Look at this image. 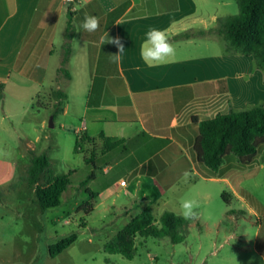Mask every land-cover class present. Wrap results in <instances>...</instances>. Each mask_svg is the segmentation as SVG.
Here are the masks:
<instances>
[{
  "label": "crops",
  "instance_id": "0c3cea01",
  "mask_svg": "<svg viewBox=\"0 0 264 264\" xmlns=\"http://www.w3.org/2000/svg\"><path fill=\"white\" fill-rule=\"evenodd\" d=\"M225 6L221 0H80L78 11L70 10L91 66L96 62L94 72L91 67L93 78L81 128L84 135L96 139L103 164L97 169L102 174L124 164L123 173L111 176L103 186L128 195L138 205V213L158 204L186 171L206 173L192 152L197 132L192 117L203 121L230 108L264 105V74L253 66L250 56L225 54L222 36L213 31L216 20L228 16ZM68 8L63 0H0L2 91L10 84L17 90L38 89L49 81L52 89L65 93L55 79ZM86 15L99 18L97 31L81 28ZM150 27L167 30L176 50L171 62L149 67L141 59L140 46ZM182 33L185 36L175 38ZM207 34L219 35L220 51L199 43L197 37ZM108 38H119L124 44L119 62L111 56L119 54L118 48ZM64 81L70 82L71 76ZM65 103L63 115L67 114ZM102 134L115 141V147L104 148L99 140ZM121 180L125 185L119 186ZM259 244L256 251L264 253V241ZM260 256L264 259V254Z\"/></svg>",
  "mask_w": 264,
  "mask_h": 264
},
{
  "label": "rangeland",
  "instance_id": "374dc122",
  "mask_svg": "<svg viewBox=\"0 0 264 264\" xmlns=\"http://www.w3.org/2000/svg\"><path fill=\"white\" fill-rule=\"evenodd\" d=\"M221 1L227 4L225 14H237L234 0ZM74 34L66 65L71 81H64L61 75L55 79L67 94L66 115L58 112L53 116L49 92L54 85L49 81L38 89L17 90L10 84L1 90L6 100L0 101V264H264L260 256L264 253L256 251L260 241H264V145L248 166H240L229 156L215 172L207 168L204 175L187 171L192 173L191 178L185 182L180 177L151 207L155 218L165 211L182 216L181 200L199 202L198 218L188 219V233L183 242L172 244L167 237H137L134 240L137 252L130 260L104 252V244L137 215L139 207L111 185L103 186L111 176L123 173L124 164L110 163L113 169L102 174L97 169L102 164L99 147L80 141L77 152L74 151L76 139L84 134L80 122L85 117L84 102L92 84L91 67L93 72L96 67V62L91 66L88 48L77 29ZM197 38L199 43H208L214 52L222 49L217 34ZM95 50L98 54L99 47ZM56 61L53 59L52 65ZM39 153L48 156L54 176L69 174L70 180L60 196V205L45 211L35 203L34 187L27 184L11 187L25 175L32 155ZM91 172L95 173V181L82 186L80 181ZM47 176H41L39 183ZM87 190L101 195L92 202ZM223 192L229 195L228 203L222 199ZM148 196L152 198L155 194L148 192ZM85 205L93 206L88 215L82 211ZM73 233L76 240L51 258L48 247Z\"/></svg>",
  "mask_w": 264,
  "mask_h": 264
},
{
  "label": "trees",
  "instance_id": "16d2710c",
  "mask_svg": "<svg viewBox=\"0 0 264 264\" xmlns=\"http://www.w3.org/2000/svg\"><path fill=\"white\" fill-rule=\"evenodd\" d=\"M237 6L236 15L219 17L213 31L222 36L224 41V53L229 55L250 56L253 66L264 72V0H234ZM68 20L64 32V40L61 45V60L57 73L64 79L70 75L66 69L71 53V40L74 37V28L71 12L68 9ZM186 33L177 35L185 36ZM0 85V101L3 99ZM49 97L52 101L53 116L62 111L67 95L59 89H51ZM38 106L40 102H38ZM193 124L197 125V132L192 143V152L198 164L211 170L217 171L225 161L226 157L232 158L240 166H248L257 157L259 148L264 145V105H251L244 110L230 108L226 114H216L213 118L198 121L191 118ZM103 147L110 149L115 147L116 142L100 135ZM86 141L94 146L96 139L81 135L76 139L74 151L78 150V142ZM94 158V151L92 150ZM96 169L92 159L89 160ZM48 175L39 183L41 176ZM94 172L80 181L84 186L87 181L94 179ZM27 184L34 187L35 203L41 211L60 205V196L66 191L70 184L69 174L54 176L49 168V159L45 153L33 154L25 175L11 187ZM91 201H95L97 193L87 190ZM229 195L222 193V199L228 203ZM83 214L88 215L93 211L92 205L82 208ZM189 220L172 212H163L158 218L152 214L150 207L143 208L136 216L110 240L103 250L107 254H119L125 259H132L137 252L135 238L162 239L169 238L172 244L181 243L188 233ZM77 238L75 233L52 244L48 247L51 258L56 257L68 248Z\"/></svg>",
  "mask_w": 264,
  "mask_h": 264
},
{
  "label": "clouds",
  "instance_id": "9594fccd",
  "mask_svg": "<svg viewBox=\"0 0 264 264\" xmlns=\"http://www.w3.org/2000/svg\"><path fill=\"white\" fill-rule=\"evenodd\" d=\"M100 27V20L93 15H86L81 23V28L88 33L97 31ZM108 43L115 44L119 54L111 55L114 62H119L121 54L124 52V44L119 38L107 40ZM176 56V50L170 41L167 30L150 27L146 32V39L140 46V57L149 67L171 62ZM192 176V173L185 172L183 174L185 182ZM200 205L195 199H183L180 202V212L184 219H197L198 209Z\"/></svg>",
  "mask_w": 264,
  "mask_h": 264
},
{
  "label": "built area",
  "instance_id": "2783aa9c",
  "mask_svg": "<svg viewBox=\"0 0 264 264\" xmlns=\"http://www.w3.org/2000/svg\"><path fill=\"white\" fill-rule=\"evenodd\" d=\"M65 3H67L70 7V10L73 12L77 9V7L79 6L80 0H63ZM125 185V181L121 180L119 182V186H123Z\"/></svg>",
  "mask_w": 264,
  "mask_h": 264
},
{
  "label": "water",
  "instance_id": "95a60500",
  "mask_svg": "<svg viewBox=\"0 0 264 264\" xmlns=\"http://www.w3.org/2000/svg\"><path fill=\"white\" fill-rule=\"evenodd\" d=\"M49 126H50V127L53 126L52 119L50 120Z\"/></svg>",
  "mask_w": 264,
  "mask_h": 264
}]
</instances>
